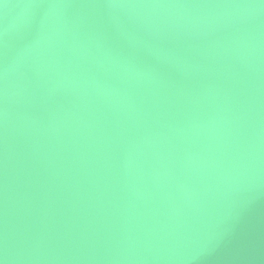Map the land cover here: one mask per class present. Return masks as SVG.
Masks as SVG:
<instances>
[{
    "label": "water",
    "instance_id": "1",
    "mask_svg": "<svg viewBox=\"0 0 264 264\" xmlns=\"http://www.w3.org/2000/svg\"><path fill=\"white\" fill-rule=\"evenodd\" d=\"M0 264H264V0H0Z\"/></svg>",
    "mask_w": 264,
    "mask_h": 264
}]
</instances>
